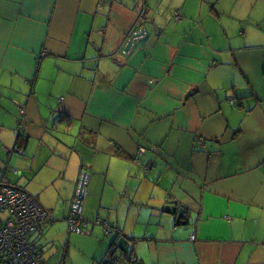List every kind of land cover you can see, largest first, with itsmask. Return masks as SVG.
I'll list each match as a JSON object with an SVG mask.
<instances>
[{
	"label": "crops",
	"instance_id": "0c3cea01",
	"mask_svg": "<svg viewBox=\"0 0 264 264\" xmlns=\"http://www.w3.org/2000/svg\"><path fill=\"white\" fill-rule=\"evenodd\" d=\"M0 178L43 264H264V0H0Z\"/></svg>",
	"mask_w": 264,
	"mask_h": 264
},
{
	"label": "built area",
	"instance_id": "2783aa9c",
	"mask_svg": "<svg viewBox=\"0 0 264 264\" xmlns=\"http://www.w3.org/2000/svg\"><path fill=\"white\" fill-rule=\"evenodd\" d=\"M15 151L22 152L19 148ZM85 194V186L75 192L67 217L76 232H83L82 223L86 222L82 214ZM51 220V213L34 196L0 178V264H43L42 249L33 234L43 232ZM104 232L113 233V227L104 224Z\"/></svg>",
	"mask_w": 264,
	"mask_h": 264
},
{
	"label": "water",
	"instance_id": "95a60500",
	"mask_svg": "<svg viewBox=\"0 0 264 264\" xmlns=\"http://www.w3.org/2000/svg\"><path fill=\"white\" fill-rule=\"evenodd\" d=\"M144 34H145V27L142 26V28L133 32L129 36V39H128L126 45L123 47L125 49H128V47H130V45L132 44L133 39L135 37H140V36H143ZM86 177H87L86 172H83L80 179H79L80 180L79 181V191L82 190L84 182L87 181ZM163 208H164V211H167V212H174V213L176 212L177 213L176 216L178 219H180L181 217L184 216V208H182V207L176 208L175 201H173V200H170L168 204L163 206ZM185 222L186 221H182V224H185ZM111 246H112V249L110 251L111 254H113L116 251V249H120L121 251L127 252L129 250V241L125 237L120 236L117 238L116 242L113 243ZM115 259H117V258H115Z\"/></svg>",
	"mask_w": 264,
	"mask_h": 264
},
{
	"label": "rangeland",
	"instance_id": "374dc122",
	"mask_svg": "<svg viewBox=\"0 0 264 264\" xmlns=\"http://www.w3.org/2000/svg\"><path fill=\"white\" fill-rule=\"evenodd\" d=\"M32 182H35V180H33ZM27 191H29L30 192V190L29 189H27ZM50 193H52V192H50ZM48 194V193H47ZM43 237V236H42ZM33 238L35 239V240H37V238H38V236H37V234H33ZM41 239V238H40ZM39 239V240H40ZM39 242V241H38ZM46 250H49L48 248L46 249Z\"/></svg>",
	"mask_w": 264,
	"mask_h": 264
}]
</instances>
